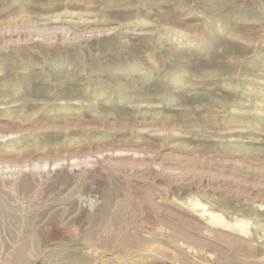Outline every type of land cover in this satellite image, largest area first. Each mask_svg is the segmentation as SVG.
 <instances>
[{
  "label": "rangeland",
  "instance_id": "1",
  "mask_svg": "<svg viewBox=\"0 0 264 264\" xmlns=\"http://www.w3.org/2000/svg\"><path fill=\"white\" fill-rule=\"evenodd\" d=\"M0 264H264V0H0Z\"/></svg>",
  "mask_w": 264,
  "mask_h": 264
}]
</instances>
